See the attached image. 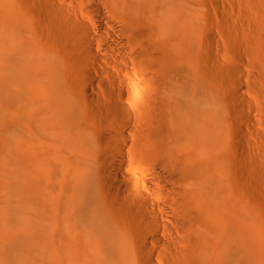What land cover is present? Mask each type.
<instances>
[{"label":"bare ground","instance_id":"1","mask_svg":"<svg viewBox=\"0 0 264 264\" xmlns=\"http://www.w3.org/2000/svg\"><path fill=\"white\" fill-rule=\"evenodd\" d=\"M209 5L0 0V264H264V135Z\"/></svg>","mask_w":264,"mask_h":264},{"label":"rangeland","instance_id":"2","mask_svg":"<svg viewBox=\"0 0 264 264\" xmlns=\"http://www.w3.org/2000/svg\"><path fill=\"white\" fill-rule=\"evenodd\" d=\"M209 1L210 5L208 8L210 16L207 20V24L212 26L218 35V40L220 42L218 46V57L226 64H238L244 68L245 74L241 78V93L246 95L256 106V110L251 114L252 119L256 123V135H254L255 137L253 138L260 139L257 135H264V110H262L261 107V103H263L264 100H262L263 97L260 95L259 91L253 90L251 84L253 82H255L253 84H258V86L262 84L259 88L264 90V57H262L264 52L262 51L263 48L261 47V49L259 47L262 46L261 43L264 38V35H261L264 34V0H258L261 3L257 0ZM216 1H220L222 7H215L214 2ZM253 1H255V3ZM226 25L232 27L233 31L230 32L231 34L229 33L230 30L228 31L225 28ZM261 36L263 37L262 39ZM256 56L259 58L257 57L255 59ZM247 61H249L248 65ZM252 65L253 67H251ZM256 91L257 93H255ZM17 263L33 264V262H27L22 258H18Z\"/></svg>","mask_w":264,"mask_h":264}]
</instances>
